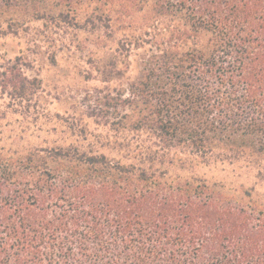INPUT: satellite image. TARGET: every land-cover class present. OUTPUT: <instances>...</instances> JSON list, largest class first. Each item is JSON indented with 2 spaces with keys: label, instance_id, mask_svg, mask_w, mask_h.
Listing matches in <instances>:
<instances>
[{
  "label": "trees",
  "instance_id": "obj_1",
  "mask_svg": "<svg viewBox=\"0 0 264 264\" xmlns=\"http://www.w3.org/2000/svg\"><path fill=\"white\" fill-rule=\"evenodd\" d=\"M0 37V264H264V0H0ZM63 50L104 132L44 107Z\"/></svg>",
  "mask_w": 264,
  "mask_h": 264
},
{
  "label": "rangeland",
  "instance_id": "obj_2",
  "mask_svg": "<svg viewBox=\"0 0 264 264\" xmlns=\"http://www.w3.org/2000/svg\"><path fill=\"white\" fill-rule=\"evenodd\" d=\"M38 24H35L37 26ZM26 45L18 37H0V54L6 58H13L20 51L25 49ZM86 54H80L73 50H63L57 54L54 65L45 63L41 66L39 78L41 80L42 96L44 98V107L52 114H58L63 118L75 117L87 123L91 131L104 132L102 128H96L92 120L84 116L85 108L81 101L86 90L99 86V83L86 78L90 69V64L85 58ZM137 66L132 65L131 75L137 74ZM0 103L2 100L0 99ZM57 136L46 132L34 133L28 141L33 145L41 144L45 139L49 141ZM206 176L213 179H224L227 182L231 179L230 170H221L213 168L205 170ZM260 190V189H259ZM261 194L264 190L261 189ZM264 198V195H263Z\"/></svg>",
  "mask_w": 264,
  "mask_h": 264
}]
</instances>
